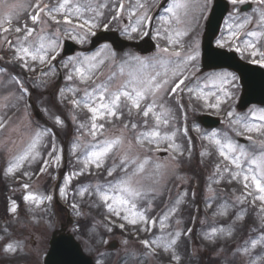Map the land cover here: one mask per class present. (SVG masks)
Returning a JSON list of instances; mask_svg holds the SVG:
<instances>
[{
	"label": "rangeland",
	"instance_id": "1",
	"mask_svg": "<svg viewBox=\"0 0 264 264\" xmlns=\"http://www.w3.org/2000/svg\"><path fill=\"white\" fill-rule=\"evenodd\" d=\"M27 1H30V3L32 2V0H9L10 3L24 5H27ZM96 1L98 2L99 0H72V3L92 5L93 2ZM144 1L151 0H139V2ZM57 2H62V0H57ZM162 2L163 0L159 1L155 12ZM174 2L189 5L187 9H183L180 13L184 22L177 25L174 19L165 13V15L162 16L164 19H160V26L154 31L153 28L151 30L154 12L144 29L147 35H141V39H143L152 32L151 37L157 44L156 50L149 55H142L133 48L117 52L110 44H104L90 56H83L91 42V39H87L84 35L83 39H81V34L84 33V30L76 29L75 31L66 32L65 29L71 26L64 24L56 25L55 23L49 22L45 27V34L49 38L57 41L58 46L56 52L52 54H55V58H58L57 62L59 65L54 67L57 68L59 76L54 68H52L51 72H49V70L46 71L48 67L53 65L51 64L53 60H49L44 65L36 63L34 65L35 71H27L18 63L13 62L14 68L16 69V72H14L12 76L14 80L18 78L24 84L26 80L31 79V85L41 92V94H37V98L28 96L26 103L20 98L18 102L14 100H17L15 89L12 83L4 80L2 77L6 69L2 66V58L0 57V118L5 121V127L0 129V156L7 160V169L13 161V157L21 154L26 149L30 140L34 138L35 133L50 130L51 127L49 126L51 125L55 127L58 126V124L55 123L56 117L60 119L64 117L66 124L68 123L72 129V132L68 134L69 126L65 127L64 125H59V129L62 131L65 130L67 136L66 138L64 136L62 137L60 133L53 135V138H51V148L44 159V161H47L48 165L54 162V166L51 167L56 171L55 185L52 187V192L50 194L52 200L50 202L45 200L43 204L38 206L25 201L28 212L18 213L13 221L1 222L0 220V264H22L23 260H26L28 264H43L44 257L49 249L51 236L56 230L60 229L62 224H66L68 213H71L74 220H77L79 217L85 219L91 214L88 210L89 205L95 206V204L100 203L98 195H93V190L97 185H105L108 181L114 180L117 176L115 172L111 177L106 174V169L111 168L113 163H118V160L114 161L112 158H109L103 167L99 169L94 168V166H90L87 170L83 168L82 161L84 159L85 146L91 141V137L87 134V126L91 122V113H89L86 108H78L83 112H88L87 115H84L68 107H75L71 101L73 99H82L85 88L89 91L92 90L91 82L87 85L82 83L76 72V68L81 66L85 58L95 57V59L91 61L93 64L97 65L95 71L103 72V75H99L96 79V83L99 84L101 81L106 80L110 71L118 69L123 61L133 56L141 57L148 62H154L161 57L170 61L186 59L188 55H195L196 53H198L197 58L189 62V79L185 81V84L192 87L194 91L189 93L182 85L181 88L183 91L178 90V94L173 97L178 100V95L182 94L188 99V95H192L196 102L201 104L203 111L196 118L191 119L189 117V109L184 107L180 113L179 119V114L177 115V113L171 109V112L166 117L169 123L167 125L161 124L158 130L161 132L162 136H172V134L175 133L173 140L162 142L159 151L145 153V155L150 158V163L148 165L149 172L154 171V166L156 164H161L164 167L159 170L160 174L154 177L158 180V183L153 184L151 180L145 181L147 188H154V191H148L147 199L140 200L137 203V210L144 211L145 215L149 217L148 211L153 207V200L151 201L152 197L156 196L157 198L158 195L163 194L166 190L168 191L166 208L161 213L156 225L154 227L150 226L149 231H138L141 224L131 225L107 212L106 215L113 224L118 227L120 224L124 225L123 228L119 227L124 233L116 237L106 238L105 240H107L108 243L104 244L99 242L101 228L92 218L91 222L87 221V227L84 231L78 232L74 229L75 223L69 226V231L81 235L80 238L86 243V247H84V249H86L85 252L92 257L94 256V259H98L97 264H102L107 258L111 257L110 253L106 252L108 251V245L113 242H117V246L112 249L114 254L113 257L116 260L114 261L115 263H119L120 261L121 264H141V262L142 264H173L168 260L169 256L172 255V251L162 252L157 249L156 253L152 254L149 252V249L145 248L141 241L145 239H156L161 236L171 239L176 232H182V222L178 219L177 213L186 198L189 183L195 176L197 183L193 189V197L196 198L198 204L195 221H198L199 227L198 231L193 236V239L198 242L191 245L193 256L197 255L196 259H198L200 258L198 254H204L205 258H210L213 261V264H260L264 262V239H262L264 234L259 235L258 232H255V238L243 237V239H240V233L238 232L246 216L244 209H242V205L248 203V200H250L253 205H256L262 211L263 216L264 205H261L259 200L254 201L255 195H258V193L254 191V186L247 190L244 189L243 183L240 182L242 178L231 179V182H229V173L223 171L224 165L228 162L223 161V158L219 155L218 146L209 139L211 134L215 132V139H219L222 143L226 140H231L246 150L256 147V154L259 155V146L253 145V143L247 139L248 135H252L259 140V134L245 133L244 135H238V132L243 131L241 124L244 122L264 124V121L258 119L260 115H264V109L250 107L244 112L238 109L239 96L236 95L235 90L239 80L236 74L223 70L211 72L202 70L201 39L205 21L212 7L213 0H173L170 7ZM245 2L247 4L248 0H245ZM205 3L206 10H204ZM179 10L181 9H177L176 11L178 12ZM145 11H147V9L134 12L124 5V11L119 14L120 20L124 22V34H121L124 38L133 40L132 37L138 33L140 27L137 32H132L131 29L137 27L136 22ZM252 11L258 12L259 9L253 7L250 12ZM85 12L91 13L90 11ZM185 12H187V15L184 14ZM239 12V8L234 7L232 12L228 15L225 22L224 34L219 36L215 42L217 47H219L218 41L222 38L227 39L230 32L235 30L239 25L238 22H240L239 20H241V18L236 17L241 15ZM202 13L205 15L203 20L199 18ZM243 19L245 20L246 18ZM247 19H249L250 22L246 24L243 29H240L239 40L235 41L231 47L225 46L223 49L234 50L242 57H249V62L255 63L253 61L260 60L259 53L264 52V37L258 40L259 38H256V36H249L247 33L250 31H257L262 27V23L260 17L256 18L253 16V18H250L249 16ZM234 20L238 22L233 24ZM73 23H75V21ZM197 26L199 29V38L197 37L190 42L187 41L189 33ZM229 26H231V28ZM39 27L40 25L36 24V28ZM57 28L60 30L59 36L56 35ZM125 29H127V33ZM177 31L182 34L177 36ZM65 40H71L77 43L80 50L72 56L64 57L62 52ZM173 40L177 41V43L172 44L171 41ZM244 40L251 41L255 45V49L245 50L242 43ZM2 43L3 40L0 38V46ZM146 45H149V43L147 42ZM237 46L240 47L241 51L236 50ZM164 47L169 48V53L173 50L180 51L181 56H168L162 53L161 49ZM253 50L257 52L256 56L250 55ZM113 53L115 54L114 60L112 59ZM100 61H103V64H100ZM65 64H67L70 69L69 76H71L72 79L69 80H74V84L62 83L63 76L60 71L62 69L61 66L64 67L63 65ZM192 65L195 67H191ZM169 66H171V64ZM127 71H129L128 68H126V72ZM42 73L48 74L42 75ZM219 76H224L225 79H216ZM232 77L235 79H232ZM191 79H194V84L190 83ZM198 92L206 96L210 104H215L217 98H221L219 110L215 107H206L205 100L203 98H197ZM54 93L60 96L59 100ZM61 93H63V95H61ZM65 101H68V105L70 103L68 107H66ZM167 105L168 103L165 101V106L169 108ZM45 109L47 111H45ZM44 111L48 115L45 116ZM229 111L233 113L231 117L227 115ZM205 114L219 117L221 119L220 127L212 129L205 128L200 120L201 116ZM33 118L35 120L38 118L39 120L34 121ZM143 120L144 118L140 115L137 117L135 110H133L132 116H129L127 112H125V115L119 119L116 117H105L104 120L98 119L97 123H105L106 129L109 130L112 135L118 136L123 133V135L130 138L135 133L123 129V125L125 123L129 125L137 123L138 128L136 132L152 130L155 124L154 118L151 117V115L148 118L147 129L143 127ZM237 120L241 123H236ZM81 123L85 125L84 129L79 128ZM75 126H77L78 129L76 131L74 129ZM229 126L232 127L233 134L226 131ZM47 136L48 135L43 136L41 142L37 146L40 152V158L31 163L25 161L22 166L13 173L7 171L8 176L16 183V187L13 188L15 194L19 192V195L35 193L41 196H47L44 195L43 189L51 167L47 171L48 175L45 174L46 168L43 172L39 171L43 163L37 167L45 154L43 147L48 144ZM58 139L60 140L58 141ZM202 142L206 143L208 147L207 150L215 151V160L217 162L213 161V164H220V172L208 166L210 151L206 153V148L201 146ZM77 143H79L81 147L76 148L75 153H73V146ZM169 143L178 145L179 152H183V155H179V152L173 148H168ZM70 154L74 155L77 164H72L71 167L68 168V156H70ZM54 155L56 158L60 157V159L57 161ZM174 156L175 159H173ZM229 166L232 167L231 165ZM82 170L84 174L78 175L77 173ZM224 181H228V183L232 184L236 189L244 191L246 198L243 197L241 200L240 198L237 199L232 196V194H226L221 187ZM26 184L29 185L28 188L23 187ZM61 188L65 191L64 196L60 195ZM84 189H88V191L84 192V195H80ZM249 191H252L253 195H248ZM178 201L179 203H177ZM57 202L66 209V211H64V217L62 211L56 208L53 209L52 207V204ZM73 205H76V207L74 208ZM47 206H51L49 211L45 209ZM224 207H226L227 214L223 216L218 215L217 213L219 210ZM172 208L176 210L170 213ZM67 209L69 211H67ZM167 213H170L169 218L165 221L164 229L161 230L159 220L163 219L164 215ZM237 216H242V219L238 220ZM214 229H224L225 234L217 232L213 240L205 239V236L211 234ZM229 229H231L232 232L231 236L226 235ZM169 234H172V236H169ZM124 235H131L133 239L130 240ZM94 240L96 241L95 243L93 242ZM124 240L128 241L127 245L123 243ZM178 240L176 245H178ZM253 240L260 241L254 249L250 247L251 241ZM8 243L22 245L28 255L13 256L12 254L3 252V248ZM176 245L174 246L175 253ZM97 248H100V250ZM244 248L250 249L248 254H244ZM132 253H135V256H133ZM178 255L179 254L176 256ZM202 261L201 259L199 262L202 263Z\"/></svg>",
	"mask_w": 264,
	"mask_h": 264
},
{
	"label": "snow or ice",
	"instance_id": "2",
	"mask_svg": "<svg viewBox=\"0 0 264 264\" xmlns=\"http://www.w3.org/2000/svg\"><path fill=\"white\" fill-rule=\"evenodd\" d=\"M231 2L235 5L237 3L242 4L245 0H231ZM257 3L264 6V0H257ZM137 6L141 9L145 8V5L140 3L139 0H137ZM108 7L109 5L107 4H101L93 8L90 4H73L72 0H62V2H57L56 4L46 3L45 0H32L27 5L10 3L9 0H0V38H2L3 44L7 45L8 49L12 52L10 62L18 63L27 71H35L34 65L36 63L44 65L49 60L55 59V54L52 53L56 52L58 46L57 41L49 38L45 34V27L49 22L55 23L56 25L64 24L71 26L65 29L66 32L75 31L76 29L86 30V33L81 34V39H83L84 34L90 33L95 35L93 29L98 27L108 28V23L100 22V18L104 15L100 9ZM188 7L189 5L185 3L174 2L167 11L172 14L175 23L179 25L184 21L177 14L176 10L187 9ZM21 10L28 12L29 15L21 19ZM110 10L113 13L110 20H117L119 14L124 11V3H118ZM204 10H206V3ZM85 11L93 12L95 15L85 17ZM184 14L187 15V12ZM150 19L151 17L148 15V12L145 11L137 20V27L132 28L131 31L137 32L141 23H147ZM161 19L164 18L162 17ZM29 20L32 25L39 24L40 27L30 26L28 23ZM74 21L75 23H73ZM260 21L264 24V8L260 11ZM249 22V19L246 18L243 23L239 24L235 30L230 32L227 39L222 38L218 41V46L221 48L225 46L231 47L235 41L239 40L240 29H243ZM229 27L231 28V26ZM125 32L127 33V29H125ZM142 34L147 35V32H143ZM181 34L179 31L176 32L177 36ZM56 35H60L59 28L56 29ZM247 35L255 37L261 35V33L250 31ZM171 43L176 44L177 41L173 40ZM242 43L245 50L255 49V45L249 40H244ZM236 50L241 51L239 46L236 47ZM161 52L168 56H181V52L178 50H173L169 53L168 47L162 48ZM197 55L198 53L195 55L190 54L186 59L175 61L161 57L154 62H148L141 57L133 56L123 61L118 69L110 71L106 80L101 81L99 84L96 83V79L99 75H103V72L95 71L97 65L91 62L95 57L85 58L81 66L76 68L81 82L86 85L91 82L92 86L91 91L87 88L84 89L82 99H73L71 101L75 107L86 108L91 113V122L87 126V134L91 137V141L85 146V154L82 161L83 168L87 170L90 166H94V168L99 169L103 167L109 158H112L114 161L118 160V163H113L111 168L106 169V174L109 177L113 176L114 172L117 173L116 178L108 181L105 185H97L93 190V195H98L100 203L106 207L107 212L111 215L131 225L141 224L138 231H149L150 226L154 227L157 223V220L146 216L144 211H138L137 203L140 200L147 199L148 191H154V188H147L145 181L151 180L153 184L158 183V180L154 177L159 175V170L164 167L161 164H156L154 171L149 172L148 165L150 158L145 153L159 151L162 142L173 140L175 133L172 136H162L158 130L161 124L167 125L169 123L166 117L171 112V109L165 106V101L168 97L175 96L178 90L183 91L181 88L182 85L189 93L194 91L192 87L185 84V81L189 79V62L194 61ZM250 55L256 56L257 52L253 50ZM259 55L260 60L253 62H258L261 66H264V52L259 53ZM112 59H115L114 53L112 54ZM99 63L103 64V61ZM170 64L171 66H169ZM63 66L68 67L67 64ZM191 67L194 68L195 66L192 65ZM126 68L129 71L126 72ZM51 71L52 69L50 68L49 72ZM47 74L42 73V75ZM68 79H72V77L69 76ZM216 79L223 80L225 77L219 76ZM232 79L235 78L232 77ZM14 82L18 85L21 92L19 98L22 99L28 90L18 78ZM197 98H203L206 107H215L219 110L221 98H217L215 104L208 103L207 97L202 93L198 92ZM133 110H135L136 115L144 118L143 127L145 129L148 128V118L150 115L154 118L155 124L152 130L136 132L138 128L137 123H132L131 125L125 123L123 129L135 133L129 138L123 135V133L118 136L112 135L106 129L105 123H97L98 119L104 120L105 117H116L119 119L125 115V112L129 116H132ZM45 111L47 110L45 109ZM227 115L231 117L233 113L229 111ZM258 119L264 121V115H260ZM55 123L63 125V121L59 117L55 118ZM236 123L239 124L241 122L237 120ZM4 127L5 121L0 118V129ZM79 128L84 129L85 125L81 123ZM241 128L243 131L238 132V135H244L245 133L259 134V140L252 135L247 136V139L253 145L259 146V155L256 154V147L246 150L231 140H226L222 143L219 139H215V132L211 134L209 139L218 146L219 155L223 158V161L228 162L224 165L223 171L229 173V182H231V179L242 178L240 182L243 183L244 189L247 190L254 186V191L258 193V195H255L254 201L259 200L261 205H264V124L244 122L241 124ZM45 135L54 134L50 130L35 133L34 138L30 140L26 149L21 154L13 157V161L7 171L13 173L25 161L31 163L40 158V152L37 146ZM78 147H81L79 143L73 146V153H75V149ZM168 148H173L179 152V146L173 143H169ZM179 155H183V152H179ZM56 159L58 161L60 157ZM173 159H175V156ZM47 166V161H44L39 171L43 172ZM216 170L217 172L221 171L220 164H217ZM77 174L83 175L84 171L82 170ZM23 187L28 188L29 185L26 184ZM86 191L88 189H84L80 195H84ZM60 195H65L63 188L60 189ZM248 195H253V192L249 191ZM24 200L38 206L43 204L45 200L50 202L52 196H41L35 193H29L24 196ZM73 207L75 208L76 205H73ZM175 210V208H172L170 213L175 212ZM10 211L16 213L17 205L15 202L12 203ZM170 213L165 214L163 219L159 220L161 230L164 229L165 221L168 220ZM217 214L221 216L226 215V207L221 208ZM237 219H242V216H237ZM261 219L262 223H264V217H261ZM119 227L123 228L124 225L120 224ZM108 231H111V228ZM217 232L225 234L224 229H214L211 234L205 236V239L213 240ZM231 234V229H229L226 235L231 236ZM180 235V232H176L171 239L161 236L156 239L142 240L141 243L152 254H155L157 249L162 252L172 251L173 257L178 260L179 257L175 255L174 246L177 244ZM169 236H172V234H169ZM93 242L95 243L96 241L94 240ZM99 242L104 244L108 243L103 237L100 238ZM123 243L127 245L128 241L124 240ZM258 243L260 241L253 240L251 241L250 247L254 249ZM249 251V248L243 249L244 254H248ZM3 252L12 254L13 256L28 255L22 245H14L12 243H8L3 248ZM132 255L135 256V253H132ZM22 264H28V262L23 260Z\"/></svg>",
	"mask_w": 264,
	"mask_h": 264
},
{
	"label": "water",
	"instance_id": "3",
	"mask_svg": "<svg viewBox=\"0 0 264 264\" xmlns=\"http://www.w3.org/2000/svg\"><path fill=\"white\" fill-rule=\"evenodd\" d=\"M226 13V5L217 3L208 24V32L204 41V64L206 69L228 67L240 73L244 86V96L240 108L245 109L252 103L264 104V73L259 69L242 64L235 56L226 57L224 52L215 50L212 46L213 39L218 31L221 21ZM70 53L74 46L67 44ZM225 57V59H221ZM218 121L206 118L205 125L214 127ZM45 264H94L92 258L86 256L80 244L72 235H53L51 248L46 257Z\"/></svg>",
	"mask_w": 264,
	"mask_h": 264
},
{
	"label": "trees",
	"instance_id": "4",
	"mask_svg": "<svg viewBox=\"0 0 264 264\" xmlns=\"http://www.w3.org/2000/svg\"><path fill=\"white\" fill-rule=\"evenodd\" d=\"M25 15V13L21 16V18H23ZM33 94H39L38 92H33ZM55 95V94H54ZM56 96V95H55ZM47 99V98H46ZM66 136V135H65ZM0 161H2V156H0ZM6 162V161H5ZM3 166L0 168V215L3 218H8V209H9V202H8V195H9V184L8 182L3 178ZM185 215H187L190 219L192 216L191 210L187 213H185L183 215V220H184V224H186V226L189 224L188 220L185 219ZM94 219V217H87L86 219H83V222L85 223V228L87 227V221L91 222L92 219ZM102 225V224H101ZM249 220L246 219L245 221V228H249ZM187 255H188V245H187ZM200 257L197 260L201 261V259L203 260L202 263L200 264H213V261L210 258H205L204 254L198 255ZM107 264V263H105Z\"/></svg>",
	"mask_w": 264,
	"mask_h": 264
}]
</instances>
